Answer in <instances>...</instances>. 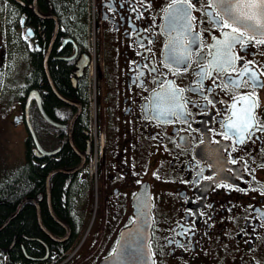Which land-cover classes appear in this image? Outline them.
<instances>
[{
  "label": "flooded vegetation",
  "instance_id": "1",
  "mask_svg": "<svg viewBox=\"0 0 264 264\" xmlns=\"http://www.w3.org/2000/svg\"><path fill=\"white\" fill-rule=\"evenodd\" d=\"M249 2L259 0H238L240 8L232 10L254 11L245 7ZM189 3L190 33L183 20L169 18L170 10L178 16L173 5L179 0H0V139L22 134L24 161L28 150L42 163L65 145L77 160L48 171L43 190L25 197L35 200L28 203L44 235H22L18 243L14 235L0 248V264H99L132 223V202L142 192L152 264H264V133L252 127L254 135L236 142L249 104L241 96L253 93L248 124L264 127V88H253L249 79L254 74L264 82V44L258 42L264 34L241 25L231 33L223 20L217 27L210 17L227 16L214 0ZM239 31H246L245 44L232 48L234 67L217 71L213 61L224 57L218 42ZM171 56H186V65L171 63ZM38 58L43 74L35 72ZM50 58L68 65L65 95L51 78ZM43 77L60 104L47 105ZM30 126L40 147L54 154H34ZM95 139L100 154L89 174ZM79 165L65 174L72 178L64 185L71 183V218L60 220L51 173ZM43 206L63 234L43 222Z\"/></svg>",
  "mask_w": 264,
  "mask_h": 264
},
{
  "label": "trees",
  "instance_id": "2",
  "mask_svg": "<svg viewBox=\"0 0 264 264\" xmlns=\"http://www.w3.org/2000/svg\"><path fill=\"white\" fill-rule=\"evenodd\" d=\"M48 67L51 78L56 85L57 89L62 94H67L70 91V84L68 80L69 68L64 62L53 61L51 58L48 60ZM35 72L43 74L41 60H35ZM43 83L47 89L46 101L50 107L52 105L60 104V101L52 94L47 87L45 77ZM79 94L80 90L74 91ZM76 94V95H77ZM81 121L77 120L75 124V132L81 131ZM31 157V158H30ZM74 153L70 150L68 145H65L62 150L55 157H48L42 163L39 160L32 159L29 150L25 156L23 164L9 172L2 180H0V225L10 217L16 210L17 205L21 199L25 197H35L38 191L43 190L44 178L48 171L55 168H68L75 165ZM43 164V165H42ZM72 179L71 176L63 173H55L51 180L52 185V202L53 208L60 220L70 221L69 215V189L70 182L64 188L65 181ZM43 222L50 221L46 208H42ZM50 230L59 235L63 234L62 228L54 222H49ZM16 235V242L23 241L22 235L25 236H41L42 231L36 223V216L33 206L25 202L17 214L9 220V222L0 230V248L4 249L13 236ZM16 243V244H17ZM18 250V247H14ZM35 248V247H34ZM37 248V247H36ZM38 249H41L38 245Z\"/></svg>",
  "mask_w": 264,
  "mask_h": 264
},
{
  "label": "snow or ice",
  "instance_id": "3",
  "mask_svg": "<svg viewBox=\"0 0 264 264\" xmlns=\"http://www.w3.org/2000/svg\"><path fill=\"white\" fill-rule=\"evenodd\" d=\"M215 3L218 4V6H222L224 8V11L226 13L227 18L224 16H220L219 18L217 16H212L210 19L213 23L217 24V27H220L219 20H223V27L225 28H231V33H237L238 32V26L242 23V20L247 21H254L253 24H249L246 28V31L255 33L258 29H264V0H259V3H253L249 2L245 7L250 10L254 11H245L242 14L238 12H234L233 6L235 8L239 9L240 4L238 3V0H214ZM191 7L189 0H179V6L173 5V9L177 15H173V11L170 10L168 15L170 18V21H175L176 19H181L185 22L184 26L186 27L187 31L190 33L192 30V24L190 22L191 19H194L191 17L190 12L188 11V8ZM236 25V26H233ZM246 31H239L238 35H232L230 33H224V39L223 41L218 42L217 46V52L223 51L224 57L222 61L217 63L216 61H213V66L216 68L217 71H224L227 68L234 67V61L236 57H233L231 55L232 48L235 44L239 43L241 45L245 44L244 37L246 35ZM31 33H29L30 35ZM254 38V37H252ZM261 44H264V39H261L258 41ZM187 51V50H185ZM241 51H245V48L242 47ZM170 62L173 64H185L186 65V56H171ZM239 59H243V57H239ZM249 64L253 63L252 61L247 62ZM244 71L241 72V76L245 75V73L248 71L247 66H242ZM155 71V69H153ZM203 71V70H201ZM249 79L253 83V88L256 86L264 88V82H261L255 78V75L252 74L249 76ZM229 85L239 87V83L237 81L229 79L227 81ZM253 93H247L246 96H241V100L248 99L249 104L244 109L245 113V124L242 125V134L238 137L237 143H243L245 135H254L255 133L252 132L250 129L254 127L256 131H261L264 133V127L256 126V125H249L248 121L252 120V106L254 101L251 100ZM222 102V101H221ZM209 103H213L212 101H209ZM215 106V105H213ZM235 107V105H233ZM231 127V126H229ZM227 135V133H226Z\"/></svg>",
  "mask_w": 264,
  "mask_h": 264
},
{
  "label": "water",
  "instance_id": "4",
  "mask_svg": "<svg viewBox=\"0 0 264 264\" xmlns=\"http://www.w3.org/2000/svg\"><path fill=\"white\" fill-rule=\"evenodd\" d=\"M241 24L244 26H248L250 23H248L247 20H242ZM259 30L261 32H264V29H259ZM46 75L48 81L50 82L47 73ZM54 92L57 95V97H59L62 101L66 103H70L69 101L63 99L55 90ZM72 123L73 120L71 121V124ZM31 134L35 144L34 154L37 157H39L40 155H51L56 152V150L44 151L37 142L32 130H31ZM80 166L81 165L70 171L55 170L51 174H55L57 172L68 174L70 172L79 169ZM47 185H48V179H47ZM28 200H32V199L25 198L20 201V203L16 207L15 212L0 225V230L9 222V220H11L17 214V212L20 210L22 205ZM32 201L36 203L34 199ZM133 205L135 209L134 222L131 224V226L121 231L114 253L108 258L102 260L99 264H152L148 245H147L149 240V220H148L147 209L141 205H136L135 202H133ZM37 217H38V209H37ZM55 220L58 224L63 226V224L57 218H55ZM40 227L43 229V226L41 224Z\"/></svg>",
  "mask_w": 264,
  "mask_h": 264
},
{
  "label": "rangeland",
  "instance_id": "5",
  "mask_svg": "<svg viewBox=\"0 0 264 264\" xmlns=\"http://www.w3.org/2000/svg\"><path fill=\"white\" fill-rule=\"evenodd\" d=\"M90 20H93L92 15ZM91 38L93 39V37ZM23 141L24 136L22 134L16 135L10 132L0 139V177L23 163ZM87 232L88 228L85 230V234Z\"/></svg>",
  "mask_w": 264,
  "mask_h": 264
}]
</instances>
